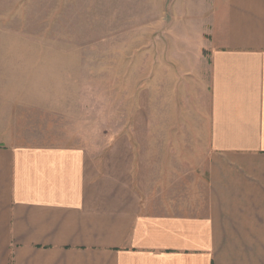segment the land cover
<instances>
[{"label": "crops", "instance_id": "obj_1", "mask_svg": "<svg viewBox=\"0 0 264 264\" xmlns=\"http://www.w3.org/2000/svg\"><path fill=\"white\" fill-rule=\"evenodd\" d=\"M185 2L169 123L17 144L0 102V264H264V0Z\"/></svg>", "mask_w": 264, "mask_h": 264}, {"label": "rangeland", "instance_id": "obj_2", "mask_svg": "<svg viewBox=\"0 0 264 264\" xmlns=\"http://www.w3.org/2000/svg\"><path fill=\"white\" fill-rule=\"evenodd\" d=\"M185 4L0 0V102L15 114L13 141L95 151L135 122L169 123L161 50Z\"/></svg>", "mask_w": 264, "mask_h": 264}]
</instances>
